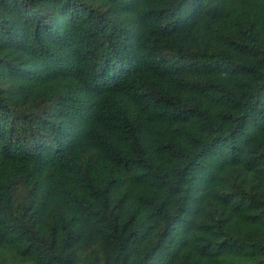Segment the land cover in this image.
I'll return each mask as SVG.
<instances>
[{"label": "trees", "instance_id": "obj_1", "mask_svg": "<svg viewBox=\"0 0 264 264\" xmlns=\"http://www.w3.org/2000/svg\"><path fill=\"white\" fill-rule=\"evenodd\" d=\"M6 251L264 264V0H0Z\"/></svg>", "mask_w": 264, "mask_h": 264}, {"label": "rangeland", "instance_id": "obj_2", "mask_svg": "<svg viewBox=\"0 0 264 264\" xmlns=\"http://www.w3.org/2000/svg\"><path fill=\"white\" fill-rule=\"evenodd\" d=\"M0 259H3L4 264H20L19 258L15 256L13 253L4 252L3 255H0Z\"/></svg>", "mask_w": 264, "mask_h": 264}]
</instances>
